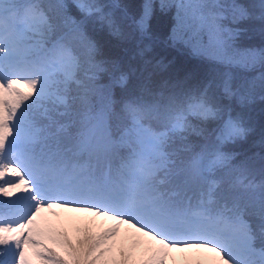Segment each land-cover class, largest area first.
Here are the masks:
<instances>
[{
  "label": "snow or ice",
  "instance_id": "6c2138e0",
  "mask_svg": "<svg viewBox=\"0 0 264 264\" xmlns=\"http://www.w3.org/2000/svg\"><path fill=\"white\" fill-rule=\"evenodd\" d=\"M71 7L119 32L96 0H0V264H264V184L246 197L256 186L244 183L243 166L231 169L228 191L214 177L230 168L220 145L244 135L240 120L229 115L215 143L183 158L191 151L184 134L196 130L190 118L219 115L207 88L164 104L142 95L116 101L109 91L94 111L89 96L103 69ZM206 7L215 6L179 3L173 38L192 19L222 43L219 13ZM55 17L70 21L64 34ZM148 17L145 10L141 31ZM256 56L248 50L241 60ZM93 157L104 161L99 170ZM250 204L257 228L246 218Z\"/></svg>",
  "mask_w": 264,
  "mask_h": 264
},
{
  "label": "trees",
  "instance_id": "16d2710c",
  "mask_svg": "<svg viewBox=\"0 0 264 264\" xmlns=\"http://www.w3.org/2000/svg\"><path fill=\"white\" fill-rule=\"evenodd\" d=\"M65 1L66 4L75 3V0ZM96 1L106 7L115 1L123 9H117L116 17L112 18L119 28L118 33L96 15L88 17L75 7L69 9L70 18L83 25L86 36L96 46L94 59L101 62V65L106 61L108 64H113L120 60V67L116 68L117 74H127L129 69H136L133 79L129 81V88L125 91L127 95L131 94V88L138 91L140 87L151 94H159L161 90H165L177 97L207 88V95L212 103L223 112L234 115L246 130L243 136L233 142L220 145L221 150L231 156V160L230 168L219 170L230 174L231 169L243 166L246 169L245 184L252 182L256 186L255 192L249 190L244 194L246 197H258L260 186L264 184V57L260 55L251 68L247 67L249 65L244 67L215 63L209 59L193 57L189 55V50H173L157 38L149 39L152 44L151 50H140L143 38L132 19L137 17V10L143 0ZM237 1L247 14L233 24L237 29L234 45L243 49L259 50L262 54L264 53V7H262L264 0ZM159 17L163 22L156 23V26L152 24L154 33L151 35L168 40L162 35L167 34L166 29L169 28L164 23L165 15L159 13ZM64 21L61 17H55L58 25L57 34L71 25L70 21L63 23ZM114 65H112L113 69ZM108 79L107 77V80H102L106 88L95 96L94 92L89 96V102L94 109L101 108L107 102L108 91H115L113 98L116 101L122 98L120 87L112 85L115 88L110 90ZM225 84L228 86L227 91ZM116 110H119V104L116 105ZM190 119L191 123L195 124L196 130H189L184 134L186 143L191 145V151L181 153L183 158H188L192 152L201 151L204 142L209 140L220 123L216 117L203 121ZM240 192H243V189ZM247 213V216H252L259 222L257 206L250 204Z\"/></svg>",
  "mask_w": 264,
  "mask_h": 264
},
{
  "label": "rangeland",
  "instance_id": "374dc122",
  "mask_svg": "<svg viewBox=\"0 0 264 264\" xmlns=\"http://www.w3.org/2000/svg\"><path fill=\"white\" fill-rule=\"evenodd\" d=\"M56 1L59 2V0ZM63 2L66 1L63 0ZM182 2L191 4L203 3L209 6H215L210 8L206 7L203 11L205 13L208 11L219 13L216 19V25L218 28V36L222 40V43L218 44L215 40L211 39L209 30L206 27H200L198 22L192 19L189 20L190 26L178 33L179 38H173V32L177 28V5ZM240 9L245 11L244 7L237 0H143L141 7L137 10L135 21L138 27V21L143 16L145 10H147L149 12L147 28L143 31H141L139 27L138 29L143 33L148 32L153 34L152 24L156 26V23L163 22L159 17V13H162L165 15L164 23L166 27L167 25L169 27L166 29L167 34L164 33L162 35L167 38L168 41L189 50L190 54L193 56L209 59L215 61V63L239 65L244 67L249 65L247 67L251 68L255 61L259 59L260 51L253 50L257 53L254 60L248 59L247 61H242L241 54L250 49H243L234 45V38L237 35V29L233 24L238 19L242 18L239 15ZM65 22L66 21L63 23ZM103 70L99 71L97 74V88L94 91V96L105 88L102 83V80H106L104 77L105 75H103ZM92 108L94 109V107Z\"/></svg>",
  "mask_w": 264,
  "mask_h": 264
}]
</instances>
